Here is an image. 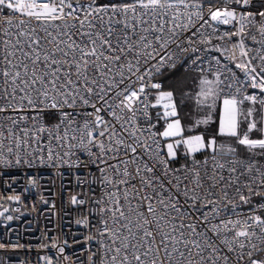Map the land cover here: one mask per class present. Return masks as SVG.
<instances>
[{
	"label": "snow or ice",
	"instance_id": "obj_1",
	"mask_svg": "<svg viewBox=\"0 0 264 264\" xmlns=\"http://www.w3.org/2000/svg\"><path fill=\"white\" fill-rule=\"evenodd\" d=\"M42 169V264H264V0H0L4 222Z\"/></svg>",
	"mask_w": 264,
	"mask_h": 264
},
{
	"label": "built area",
	"instance_id": "obj_2",
	"mask_svg": "<svg viewBox=\"0 0 264 264\" xmlns=\"http://www.w3.org/2000/svg\"><path fill=\"white\" fill-rule=\"evenodd\" d=\"M177 67H181L180 64H177ZM185 71L188 72L187 67H182ZM172 70V69H168ZM15 172V169L9 170ZM35 171V170H33ZM40 174L44 177L42 180V187L40 189H29L27 192L23 191L24 184L23 182L16 185V192L22 193V205L11 204V207H20V213L10 212L14 216H18V219H14L11 222H4L0 218V242H11V243H20L25 247L18 249L15 252L12 251H2L0 250V261L7 262V264H21V262H31V264H42L38 261V257L42 255H53L55 253L54 249L49 250H39V244L47 242L44 237H56L62 236L63 233L61 229L63 228L64 232H67V227H65L70 219L69 216H64L63 211H71L70 207L67 205L65 196L64 201L60 200V185L64 183L68 184L70 174H66L63 178V181L59 178H52L50 171L46 169L40 170ZM23 173L21 172V180ZM52 182H49V180ZM0 192L5 195L11 194L10 191L0 186ZM44 195L46 198L55 199L57 203V214L53 215L50 211L47 210V207L41 204L40 196ZM36 204L39 209L38 212L31 211V205ZM6 206H8L6 204ZM76 213L71 212V217H75ZM63 217V218H62ZM7 223L8 227H5ZM76 225L72 224V229H76ZM67 254L73 256H79L83 259V252L79 246L70 248L67 250Z\"/></svg>",
	"mask_w": 264,
	"mask_h": 264
},
{
	"label": "trees",
	"instance_id": "obj_3",
	"mask_svg": "<svg viewBox=\"0 0 264 264\" xmlns=\"http://www.w3.org/2000/svg\"><path fill=\"white\" fill-rule=\"evenodd\" d=\"M187 74L188 72L182 67H176L175 69L167 70V72L164 73V77H162V79L166 84H171L173 82H180L184 80Z\"/></svg>",
	"mask_w": 264,
	"mask_h": 264
},
{
	"label": "rangeland",
	"instance_id": "obj_4",
	"mask_svg": "<svg viewBox=\"0 0 264 264\" xmlns=\"http://www.w3.org/2000/svg\"><path fill=\"white\" fill-rule=\"evenodd\" d=\"M189 79H190V77H189Z\"/></svg>",
	"mask_w": 264,
	"mask_h": 264
}]
</instances>
